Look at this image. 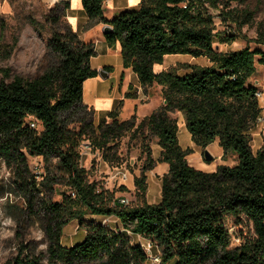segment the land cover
Masks as SVG:
<instances>
[{
  "label": "trees",
  "instance_id": "trees-1",
  "mask_svg": "<svg viewBox=\"0 0 264 264\" xmlns=\"http://www.w3.org/2000/svg\"><path fill=\"white\" fill-rule=\"evenodd\" d=\"M106 0H81L87 23L112 27L104 35L109 48L120 45L122 66L138 78L145 94L162 89L163 103L137 123V115L120 119L123 102L95 123L97 112L83 102L84 83L96 78L91 67L97 56L94 43L82 41L67 21V1L50 9L52 23L44 72L32 79L0 69V158L9 169L14 188L26 202L27 218H39L48 241L50 264H146L149 257L138 237L160 252L161 264H264V146L254 152L252 132L262 115L249 83L256 66L264 67V50L223 53L215 47L230 44L235 35L217 32L205 4L215 0H141L137 9L125 10L108 20ZM52 14V15H51ZM35 28L38 23L29 19ZM264 46V30L254 41ZM17 45L1 49L8 59ZM170 55L204 58L208 65H183L184 74L171 69L155 73ZM111 72V67L103 69ZM125 98H136L127 93ZM183 115L193 144L203 150L218 140L225 160L203 172L189 165L191 149L180 146L179 126L171 115ZM37 122L31 128V121ZM41 127V130H40ZM148 134L160 147L158 159L145 145L146 159L134 186L142 204H122L123 199L100 190L88 179L81 164V146L101 154L110 167L122 164L120 141ZM29 158H40L45 172L38 181ZM159 164L168 172L161 179V200L148 204L147 173ZM62 185L61 202L43 196V190ZM85 218H90L85 221ZM116 221L113 228L103 223ZM76 221L85 236L79 243L62 245L63 230ZM251 228V236H232L227 222ZM233 238L239 244L233 245ZM8 264H42L39 257H22Z\"/></svg>",
  "mask_w": 264,
  "mask_h": 264
},
{
  "label": "rangeland",
  "instance_id": "rangeland-1",
  "mask_svg": "<svg viewBox=\"0 0 264 264\" xmlns=\"http://www.w3.org/2000/svg\"><path fill=\"white\" fill-rule=\"evenodd\" d=\"M106 0L104 10L110 8L111 11L126 9L124 2ZM215 6L206 3L208 13L213 17L217 32L227 35H235L236 40L230 44H219L215 42V47L223 53H230L242 50L246 47L254 51L264 50V46L254 43L259 30H264V0H215ZM61 2V1H60ZM57 3H50L46 0H0V51L7 46H13L17 40V45L13 49L10 57L5 59L0 55V69H9L11 77L21 76L32 79L41 75L49 63L48 41L51 38L52 23L47 20L50 9ZM52 15V14H51ZM29 19L35 20L39 26L36 28L29 23ZM68 21V17H67ZM69 23V21H68ZM98 56L93 59V64H98L103 60V50L99 46L96 48ZM1 53V52H0ZM113 60L115 61V54ZM208 65L204 58H194L190 55H170L167 56L161 65L154 67L155 73L179 70V74L185 73L181 69L183 65ZM116 77V78H115ZM1 78V76H0ZM110 99H115L118 105L121 97H124V104L121 111L122 120L129 119L132 115H137L140 121L150 115L163 103L162 89L154 86L144 94L145 102H139L136 98H125V93L129 92V87L137 88L138 78L131 71L130 74L122 71L113 75L105 82ZM249 83L258 88L262 94L259 100L262 108V115L256 129L252 132L251 147L254 152L264 146V67L257 65L255 75ZM120 88V89H119ZM143 91V90H142ZM92 93L86 90L84 101L90 100ZM116 105V106H117ZM97 111V110H96ZM108 113L97 111L95 123H100L107 117ZM177 120L179 126V143L182 148L191 149L192 153L187 157L189 165L203 172L217 170L220 164L218 153L222 150L219 144H213L209 153L213 156L212 162L204 159V150L195 146L191 136L186 129L184 117L181 113L175 112L171 115ZM41 130V127H40ZM150 145L152 157L156 160L160 154V147L157 140L148 134L137 136L131 139L130 136L123 138L119 143V155L122 164L118 167H110L106 164L98 151L89 147L88 143L81 146V164L88 171V179L91 183H96L100 190L113 193L115 198L123 199L130 206L142 204L134 179L141 176L145 163V145ZM222 160V159H221ZM226 166L236 164V157L230 155L222 160ZM29 165L33 175H37L41 181V175L45 172L44 163L40 158H29ZM168 172L165 164H159L153 171L147 173L148 190L145 200L148 204H157L161 200V179ZM68 190L60 184L52 186V191L43 190V196L50 198L53 202H61L62 193ZM26 202L20 192L14 186L9 169L0 158V264L12 262L21 252L22 257H39L42 264H50L47 258L48 241L44 233L42 222L39 218H27L25 215ZM90 218H85L89 221ZM113 228L116 221L107 220L103 222ZM227 227L236 236L242 233L245 237L251 236V228L235 226L234 222L228 221ZM85 236L84 230L79 227L76 221L71 222L63 230L62 245L71 247ZM134 242L142 243L149 260L146 264H161L160 252L148 242L134 237ZM233 245L239 244L237 238H233ZM167 264H176L170 261Z\"/></svg>",
  "mask_w": 264,
  "mask_h": 264
},
{
  "label": "crops",
  "instance_id": "crops-1",
  "mask_svg": "<svg viewBox=\"0 0 264 264\" xmlns=\"http://www.w3.org/2000/svg\"><path fill=\"white\" fill-rule=\"evenodd\" d=\"M46 1L50 2V3H57L60 1L61 2H64V1L69 2L71 8H70L67 15H68L69 24L71 25L72 29L79 35V37L82 41H84L86 43H94L95 48H98L100 46L101 49L103 50V60L101 62H98V64L95 65V64H93L94 58H92L91 59V67L93 69H95L97 72L99 70H103L105 67H111L112 70H111V72H107L109 74V76L106 80H103L99 76H97L96 78L88 79L84 83L83 98L85 96L86 90L90 91V93H92V95L90 96V100L84 101V99H83V102L85 105H87L89 107H93L95 109V111L99 110V111H102L103 113H110L111 111H113L116 108L117 104L115 102V99H110V96H108L106 94L108 92V89H107V85L105 82H107V80L110 79V77H112L113 75L117 76L121 71H122V74H123V72H127L128 74H130V72H131L130 69H124L122 66V58H121V54H120V51H121L120 45L116 44V46L113 48H109L107 46L105 39H104V34H103V28L105 25H98V26L93 27L90 30H85V25L87 23V19H86L85 13L83 11L81 0H46ZM115 1H120V0H113L109 4H113ZM122 1L124 2V0H121V2ZM140 1L141 0H125L124 4L126 5L125 6L126 9L119 10V11L122 12L125 10L137 9L139 7ZM104 13H105V17L108 20H112L116 15L119 14L118 10L111 11L110 8L106 9V11L104 10ZM111 52H114L115 61L118 64H115V62L113 60V55L111 54ZM98 55L99 54L97 52V56ZM128 93L135 94L137 96V101H139L140 103L145 102V100L143 99L145 96L143 94V91H142V88L139 84V81H138V85H137L136 89L132 88L131 86L129 87ZM125 94H127V93H125ZM118 100L120 102H123V104L125 102L124 97H121ZM213 144H218V140L215 141ZM213 144H211L207 148L208 151H210V148ZM183 149H185V148H183ZM222 155H223V152L221 151L220 153H218V158L220 159V164L225 165V163L221 160ZM167 170H168V166H167ZM214 171L215 170H212L211 172H214Z\"/></svg>",
  "mask_w": 264,
  "mask_h": 264
},
{
  "label": "water",
  "instance_id": "water-1",
  "mask_svg": "<svg viewBox=\"0 0 264 264\" xmlns=\"http://www.w3.org/2000/svg\"><path fill=\"white\" fill-rule=\"evenodd\" d=\"M113 32L112 27L105 25L103 28V34H111ZM218 49V48H217ZM98 76L103 79L106 80L109 76V74L104 71V70H99L98 71ZM204 159L206 162H212L213 161V156L209 153V151L207 149L204 150Z\"/></svg>",
  "mask_w": 264,
  "mask_h": 264
},
{
  "label": "built area",
  "instance_id": "built-area-1",
  "mask_svg": "<svg viewBox=\"0 0 264 264\" xmlns=\"http://www.w3.org/2000/svg\"><path fill=\"white\" fill-rule=\"evenodd\" d=\"M256 96H257L258 99H260L261 96H262V94L258 92V93L256 94ZM259 120H260V119H259ZM30 127H31V128H36V127H37V122H36L35 120H32V121H31V124H30ZM121 203H122V204H125V205L127 204V202H126L125 200H122Z\"/></svg>",
  "mask_w": 264,
  "mask_h": 264
}]
</instances>
